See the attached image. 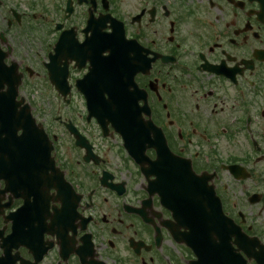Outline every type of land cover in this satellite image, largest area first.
I'll list each match as a JSON object with an SVG mask.
<instances>
[{"label":"flooded vegetation","instance_id":"af4514ba","mask_svg":"<svg viewBox=\"0 0 264 264\" xmlns=\"http://www.w3.org/2000/svg\"><path fill=\"white\" fill-rule=\"evenodd\" d=\"M163 145L264 264V0H0V228L47 202L37 264H192L137 162Z\"/></svg>","mask_w":264,"mask_h":264},{"label":"water","instance_id":"95a60500","mask_svg":"<svg viewBox=\"0 0 264 264\" xmlns=\"http://www.w3.org/2000/svg\"><path fill=\"white\" fill-rule=\"evenodd\" d=\"M51 79L57 85L52 76ZM2 97L3 95L1 94ZM3 102H5L4 99ZM21 128L23 129L25 126L21 125ZM23 133L25 132L21 134ZM22 140L24 141L25 138H22ZM163 148L165 149L164 145ZM157 158L158 161H156L153 171L156 175L155 181L158 190L167 199H174L178 206L183 204L185 213L191 217L189 219L190 224H187L188 228L190 227V232L187 235H191L190 240L193 244L191 246L199 257L198 262L201 263V256L204 255L205 251L202 250L204 245L200 240L206 238L209 241L212 235H216L223 243V246H227L230 242V229L233 226H231L229 219L223 216L217 198L212 197V200H210L211 194H209V188L205 185L203 177H198L196 184L193 185L188 174L183 176L177 172L180 167L177 161L171 158L168 160L170 165L164 168L161 165L163 163L161 162V155L159 154ZM201 179L202 185L199 183ZM185 195H187L189 201L193 200V202L185 204V199L183 198ZM47 207V202L28 203L19 209V212L14 217V226L11 234L9 237L3 238L0 244L4 249L3 254L0 255V264H14L15 255H11V247L17 248L18 245H24L30 250H34L45 228L48 230L49 228H54V226H60V221L56 218L54 219L50 214H46ZM46 217L51 219L49 227L44 223ZM226 251L220 248V253H225Z\"/></svg>","mask_w":264,"mask_h":264},{"label":"rangeland","instance_id":"374dc122","mask_svg":"<svg viewBox=\"0 0 264 264\" xmlns=\"http://www.w3.org/2000/svg\"><path fill=\"white\" fill-rule=\"evenodd\" d=\"M34 81H35V84L33 86L34 89L30 93L33 99H35L37 105L40 107H44L45 105L44 101L46 100V98L50 99L51 95H49V93L47 92L48 89L45 86V82L43 81L42 76L35 77ZM53 111L57 113L56 110L53 109Z\"/></svg>","mask_w":264,"mask_h":264}]
</instances>
